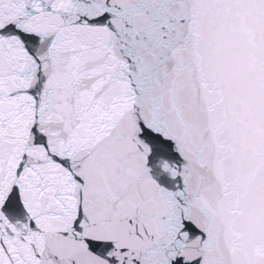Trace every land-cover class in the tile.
Here are the masks:
<instances>
[{"label":"snow or ice","instance_id":"obj_1","mask_svg":"<svg viewBox=\"0 0 264 264\" xmlns=\"http://www.w3.org/2000/svg\"><path fill=\"white\" fill-rule=\"evenodd\" d=\"M0 264H264V0H0Z\"/></svg>","mask_w":264,"mask_h":264}]
</instances>
